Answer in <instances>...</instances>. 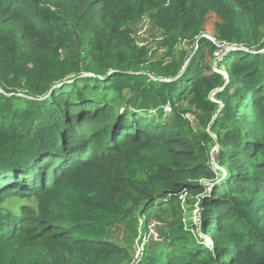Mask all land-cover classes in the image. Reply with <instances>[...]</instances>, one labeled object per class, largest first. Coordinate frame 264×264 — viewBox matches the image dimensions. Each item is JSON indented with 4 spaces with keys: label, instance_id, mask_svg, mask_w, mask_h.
I'll use <instances>...</instances> for the list:
<instances>
[{
    "label": "trees",
    "instance_id": "trees-1",
    "mask_svg": "<svg viewBox=\"0 0 264 264\" xmlns=\"http://www.w3.org/2000/svg\"><path fill=\"white\" fill-rule=\"evenodd\" d=\"M0 264H264V0H0Z\"/></svg>",
    "mask_w": 264,
    "mask_h": 264
},
{
    "label": "rangeland",
    "instance_id": "rangeland-1",
    "mask_svg": "<svg viewBox=\"0 0 264 264\" xmlns=\"http://www.w3.org/2000/svg\"><path fill=\"white\" fill-rule=\"evenodd\" d=\"M225 49H230V48H225ZM187 51H189L190 53L192 50H187ZM166 110H169V108H166ZM184 118L191 124V126H193L194 128H197L198 126L197 120L195 119V117L192 116V114L187 113L184 115ZM213 167L217 169L218 166L216 164H213ZM204 184L206 187H209L210 185L208 182L207 183L205 182ZM179 199H181L180 208L182 209V214L185 217L183 222L190 221L192 226H196V224H198L197 221H198V211H199V208L196 202L194 203V207L192 208L193 202L190 201L187 203L185 201L186 199H184V196ZM191 199H194V198H191ZM15 203L16 205H18L19 202L12 200L7 203L6 207L14 209V207H16V205H14ZM159 212L160 213H157V212L152 213V214L149 213L147 215L148 220H149L148 226H147L148 235H145V236L143 235L144 237L141 236V238H139L144 243H148V246L149 245L155 246V243H162L163 241L164 242L166 241V236L169 231L172 218L166 213H163V211L159 210ZM125 232L126 231L123 225H115L112 227V234L115 235V239L117 241H120V239L124 237ZM200 236L203 237V235H200ZM204 242H206L205 239H204ZM206 244H209V242ZM140 253H142V247L135 246L134 247V257L135 258L139 257L141 255Z\"/></svg>",
    "mask_w": 264,
    "mask_h": 264
},
{
    "label": "built area",
    "instance_id": "built-area-1",
    "mask_svg": "<svg viewBox=\"0 0 264 264\" xmlns=\"http://www.w3.org/2000/svg\"><path fill=\"white\" fill-rule=\"evenodd\" d=\"M147 21L143 20L141 24L136 27L135 37L137 38L138 46H145L147 44V32H148ZM146 29V30H145Z\"/></svg>",
    "mask_w": 264,
    "mask_h": 264
}]
</instances>
